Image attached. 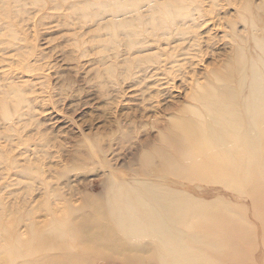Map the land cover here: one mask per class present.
<instances>
[{
  "label": "rangeland",
  "instance_id": "374dc122",
  "mask_svg": "<svg viewBox=\"0 0 264 264\" xmlns=\"http://www.w3.org/2000/svg\"><path fill=\"white\" fill-rule=\"evenodd\" d=\"M259 83L264 0H0V264H75L89 221L140 250L90 264H264ZM234 127L247 175L191 177Z\"/></svg>",
  "mask_w": 264,
  "mask_h": 264
},
{
  "label": "bare ground",
  "instance_id": "6f19581e",
  "mask_svg": "<svg viewBox=\"0 0 264 264\" xmlns=\"http://www.w3.org/2000/svg\"><path fill=\"white\" fill-rule=\"evenodd\" d=\"M251 93L252 94L249 95L254 98L256 105L259 103L258 108L256 109L257 116L252 120V122L249 121V123L245 124L243 128L245 129V132L248 130L250 133L254 132L253 137L259 138L260 153L258 154V158L260 155L264 161V101L262 100L264 99V88H262V83H259V85L256 86ZM250 105L251 104L248 103L245 104L248 118L255 113L253 110L249 111ZM253 125L255 126V129L258 128V130H255ZM243 128L241 134H244L242 137L240 134V129L237 131L234 127L233 130L226 132V138H228L223 141L224 143H217L216 146L210 142L199 140L198 143H194L192 146H189L188 149L184 151L179 150V154L176 155V158L179 156L182 166L193 172L190 174L191 177L198 178L208 183L217 182L233 187L236 185L234 178L237 175H247V169L250 162L253 163L258 160L250 155L249 150H251V146L249 142H246V134ZM256 131H258L257 136ZM252 147L254 149L253 145ZM212 149H215V151ZM259 162L261 163V161ZM207 167L211 169L208 170L210 173L209 177L203 175V172ZM239 168H242L240 172L238 171ZM141 205L142 204L139 203V206ZM98 210H96L97 213ZM148 210L152 211L153 213L151 208H148ZM100 211L101 210H99V212ZM197 213V211L194 213H189L186 211L184 206H180V215H196ZM101 216L104 218V215ZM93 226L94 228L91 229ZM105 226H107L105 222L93 224L92 221H89V225L85 227L86 230H81L80 233L76 232L74 234V237L76 238V241L80 245V249L82 251V254L78 255L79 262L75 264H90L89 261L92 258L105 256L107 255V252L118 254L122 257V259L128 261V259H134L128 254L131 250L140 252V250H134L131 248V246L127 245L123 240L115 235L112 232L111 227L108 228L109 226H107L106 228ZM94 229H97L98 233L91 231ZM135 256L137 259L135 258V260H132L136 262L133 264H144L143 260L146 259L145 257L141 256L140 254L139 256ZM72 260L73 259L70 257H66L60 264H71ZM52 261L53 260L51 259L50 262ZM126 264L129 263L126 262Z\"/></svg>",
  "mask_w": 264,
  "mask_h": 264
}]
</instances>
